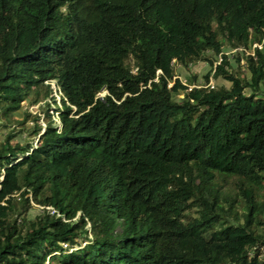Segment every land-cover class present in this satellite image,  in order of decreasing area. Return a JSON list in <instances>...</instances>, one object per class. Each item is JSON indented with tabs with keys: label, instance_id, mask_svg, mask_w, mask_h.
Returning <instances> with one entry per match:
<instances>
[{
	"label": "trees",
	"instance_id": "1",
	"mask_svg": "<svg viewBox=\"0 0 264 264\" xmlns=\"http://www.w3.org/2000/svg\"><path fill=\"white\" fill-rule=\"evenodd\" d=\"M263 36L264 0H0L4 113L62 103L0 142V264H264V50L229 87L172 72Z\"/></svg>",
	"mask_w": 264,
	"mask_h": 264
},
{
	"label": "rangeland",
	"instance_id": "2",
	"mask_svg": "<svg viewBox=\"0 0 264 264\" xmlns=\"http://www.w3.org/2000/svg\"><path fill=\"white\" fill-rule=\"evenodd\" d=\"M219 39L222 41V47L220 53H214L212 50H203L197 59L187 62L183 64L179 61L173 62V78L177 77L181 83L184 85H195L203 84L205 82L207 76V85L210 86H231V81L225 79L220 76L217 79L213 77L212 73L215 71L217 67L219 55L223 58L227 57L228 64L226 68L231 70L233 75H236L239 78H245L250 80L251 72L248 68V59L247 56L241 51H234V48L231 46L225 39L222 37ZM256 41V40H254ZM253 41V42H254ZM229 55V56H227ZM222 64V62H221ZM160 70H157V73H160ZM56 80L53 79L49 83L51 92L47 98L38 100L36 102H32L31 94H27L23 101L20 102V108H17L12 113H4V109L2 104L0 103V142L8 139L15 145L20 142L23 143L24 140L30 139V144L35 145L37 137L29 136V132L34 128V124L37 120L43 131L45 127V118L48 116L52 119V123L56 126L60 125L59 115L56 112V109L61 106L60 101V93L56 94L55 90L57 89L55 86ZM172 82L168 83L170 86ZM191 87V86H190ZM249 90L248 87L245 88ZM106 91L102 90L99 95H104ZM51 95L54 97L51 98ZM174 98L176 100H180L182 98V93L178 92L175 94ZM55 100V101H54ZM47 108V110H46ZM3 171V170H1ZM2 175L0 176V179ZM17 195V194H16ZM44 207L33 203V201L29 202V208L27 210H23V216L27 219L32 218L33 216L40 214ZM46 209H49V213L53 212V208L50 206H46ZM58 216L61 219H65L62 213L56 211ZM78 214V212H76ZM57 216V215H56ZM82 245L84 242H81ZM62 252H66V250H61ZM59 254V252H47L44 260V264H57L54 263V255Z\"/></svg>",
	"mask_w": 264,
	"mask_h": 264
},
{
	"label": "built area",
	"instance_id": "3",
	"mask_svg": "<svg viewBox=\"0 0 264 264\" xmlns=\"http://www.w3.org/2000/svg\"><path fill=\"white\" fill-rule=\"evenodd\" d=\"M264 49V37H262L260 40H257L251 44H248L247 46H239L234 48V51H241L247 56L256 57V51L257 50H263ZM221 61V56L219 55L218 63Z\"/></svg>",
	"mask_w": 264,
	"mask_h": 264
},
{
	"label": "clouds",
	"instance_id": "4",
	"mask_svg": "<svg viewBox=\"0 0 264 264\" xmlns=\"http://www.w3.org/2000/svg\"><path fill=\"white\" fill-rule=\"evenodd\" d=\"M263 37H264V36H263ZM261 38H262V37H261ZM254 42H255V41H254ZM251 43H253V42H251ZM251 43H249V44H251ZM239 46H245V45H239ZM239 46H236V47H239ZM263 50H264V49H263ZM209 51H211V50H209ZM260 51H261V50H260ZM219 53H220V52H219ZM227 56H229V55H227ZM246 56H247V55H246ZM173 62H174V61H173ZM221 62H222V57H221V61H220V63H219L218 65H220ZM52 80H53V79H52ZM50 81H51V80H49L48 82H50ZM48 82H46V83H48ZM55 83H56V82H55ZM52 87H53V88H54V87L57 88V89L55 90V92L58 91V87L56 86V84H55V86H52ZM104 91H106V90H104ZM58 92H59V91H58ZM58 92H57V93H58ZM100 92H101V91H100ZM100 92H99V93H100ZM57 93H56V94H57ZM59 93H60V92H59ZM106 93H107V91H106ZM60 94H61V93H60ZM100 96H103V95H100ZM53 211H54V209H53Z\"/></svg>",
	"mask_w": 264,
	"mask_h": 264
}]
</instances>
